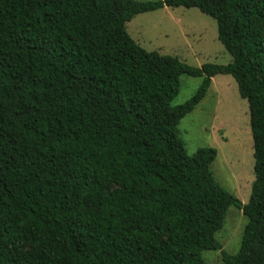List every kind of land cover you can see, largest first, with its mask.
<instances>
[{
	"label": "trees",
	"instance_id": "trees-1",
	"mask_svg": "<svg viewBox=\"0 0 264 264\" xmlns=\"http://www.w3.org/2000/svg\"><path fill=\"white\" fill-rule=\"evenodd\" d=\"M165 8L213 18L232 62L143 49L127 24ZM183 75L202 84L174 107ZM218 75L249 104L245 205L178 135ZM231 207L248 224L223 264H264V0H0V264H206Z\"/></svg>",
	"mask_w": 264,
	"mask_h": 264
},
{
	"label": "rangeland",
	"instance_id": "rangeland-1",
	"mask_svg": "<svg viewBox=\"0 0 264 264\" xmlns=\"http://www.w3.org/2000/svg\"><path fill=\"white\" fill-rule=\"evenodd\" d=\"M126 27L129 35L146 51L177 57L196 68L232 62L218 39L217 22L196 8H165L139 14ZM180 81V93L171 103L174 107L190 100L202 84V78L185 75ZM178 132L189 156L202 148L217 150L218 155L211 165L216 181L247 204L256 179L254 141L249 104L240 97L232 76L218 75L212 79L206 98L180 121ZM247 224L243 211L231 207L215 236L221 249L204 251L205 263L223 264L224 253L238 254Z\"/></svg>",
	"mask_w": 264,
	"mask_h": 264
}]
</instances>
